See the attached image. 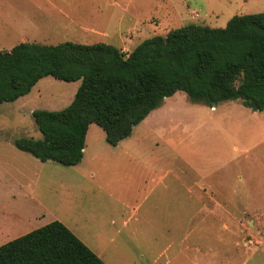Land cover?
I'll use <instances>...</instances> for the list:
<instances>
[{"label":"rangeland","instance_id":"rangeland-1","mask_svg":"<svg viewBox=\"0 0 264 264\" xmlns=\"http://www.w3.org/2000/svg\"><path fill=\"white\" fill-rule=\"evenodd\" d=\"M118 3L123 7L129 5L128 0ZM131 5L142 7L147 16H161L163 22L156 28L155 36H165L190 23L225 28L234 16L264 14V0H133ZM111 40L103 42L128 51L136 47H121L117 39ZM12 48L0 46V51ZM80 86L81 81L47 77L28 95L0 105V206L5 216L9 213L5 193L20 192L15 197L20 200L17 211L21 217L28 213L24 200L31 201L28 196H33L43 217L32 223L30 230L42 227V222L59 221L105 264H264V232L252 229L248 220L241 227L244 232H238L240 226L234 223L227 234L219 222L174 221V214L189 215L191 207L168 200L176 196L184 199L187 191H178L175 196L162 191L156 173L151 170L156 165L132 160L124 154L111 155L125 153L124 146H110L98 125L90 127L84 149L86 157L78 166L44 164L15 147L14 141L19 138L42 139L33 111L65 109ZM150 116L148 122L154 125L149 133L153 134L147 133L146 141L136 145L135 153H159L149 161L165 168L173 164L188 184L205 183L203 171H196L205 166L206 153H213L215 161L219 159L215 153H236L232 139L224 143L228 134L243 137V130L250 123L264 128V112L248 110L239 100L221 103L213 109L192 102L184 92L165 99ZM231 121H235L234 130L229 125ZM227 122L230 123L223 129ZM257 142L255 153H264V129L259 131ZM176 152L180 153L179 159L172 157ZM26 159L37 161L40 169L34 171ZM43 167H47L46 173ZM171 177L165 182H172ZM202 208L195 207L197 212L204 213ZM27 230L24 227L21 231Z\"/></svg>","mask_w":264,"mask_h":264},{"label":"trees","instance_id":"trees-1","mask_svg":"<svg viewBox=\"0 0 264 264\" xmlns=\"http://www.w3.org/2000/svg\"><path fill=\"white\" fill-rule=\"evenodd\" d=\"M47 77L81 86L65 109L33 111L42 139L19 138L14 145L44 163L78 166L92 125L117 147L178 92L212 108L239 100L263 112L264 14L234 16L225 28L190 23L129 53L105 43L19 44L0 51V105L28 95ZM0 264L105 263L54 221L0 246Z\"/></svg>","mask_w":264,"mask_h":264},{"label":"crops","instance_id":"crops-1","mask_svg":"<svg viewBox=\"0 0 264 264\" xmlns=\"http://www.w3.org/2000/svg\"><path fill=\"white\" fill-rule=\"evenodd\" d=\"M128 1L129 5L123 7L118 0H0V46L15 47L22 43L58 45L66 42L82 45L99 43L112 45L103 42L108 39H117L121 47L137 46L150 38L152 33L155 36V30L163 20L158 14L147 16L142 7L133 8L131 5L133 0ZM152 28L154 31H151ZM123 51L131 52L127 49ZM151 117L149 115L134 129L129 138L116 147L118 149L124 146L125 153H111V155L124 154L132 160L156 165L151 170L156 173L162 191L172 192L173 196L178 191H187V197L184 199L176 196L168 200L179 206L191 207L189 215L178 212L174 214L173 220L180 222L185 219L194 222L199 219L219 222L220 228L226 234L230 231V227H234V223L236 227L240 226L238 232H244L241 227L244 226V221L248 220L252 229L256 228L264 232V153H255L259 131L264 128L250 123L248 129L243 130L245 134L243 137L228 134L224 143H229L232 139L235 142L232 150L234 148L236 153H215L219 157L216 161L213 153H206L205 166L196 171L199 174L203 171L205 183L188 184L182 181L181 171L173 164L165 168L159 166V163L149 161L159 153H135L136 145L143 144L146 137L153 134L149 133L154 125L148 122ZM251 120L258 123L257 120ZM234 122L222 125L223 129L229 124L234 130ZM85 157L84 152L83 161ZM172 157L179 159L180 153H172ZM26 160L34 171L37 167L40 169L38 159ZM44 170L46 173L47 167H43ZM19 173L17 170V174ZM170 175L172 182L166 183L165 180ZM12 179L15 181L14 178ZM16 183L19 185L18 182ZM19 193L18 191L16 195L15 190L5 193L8 199L6 210L9 212L6 216L0 206V238H6L0 242V246L33 231L30 230L31 224L37 223L43 217L41 211H37L36 199L30 195L28 198L32 199L31 201L24 200L28 206V213L21 217L17 211L20 202L17 199ZM2 206L5 208L3 204ZM197 206L203 207L204 213L197 212L195 209ZM47 224L49 222L41 223L42 227ZM24 227L29 230L22 232Z\"/></svg>","mask_w":264,"mask_h":264}]
</instances>
